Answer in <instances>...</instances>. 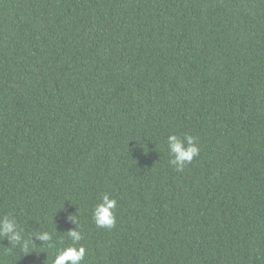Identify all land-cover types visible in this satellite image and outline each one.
<instances>
[{
	"label": "trees",
	"instance_id": "1",
	"mask_svg": "<svg viewBox=\"0 0 264 264\" xmlns=\"http://www.w3.org/2000/svg\"><path fill=\"white\" fill-rule=\"evenodd\" d=\"M4 215L27 249L0 236V264L71 230L80 264H264V0H0Z\"/></svg>",
	"mask_w": 264,
	"mask_h": 264
},
{
	"label": "clouds",
	"instance_id": "2",
	"mask_svg": "<svg viewBox=\"0 0 264 264\" xmlns=\"http://www.w3.org/2000/svg\"><path fill=\"white\" fill-rule=\"evenodd\" d=\"M168 149L172 155L170 163L175 165L178 171H182L183 167L190 163L194 156L198 154V147L193 142V137L185 136L183 140L176 135H169L167 138ZM116 206L114 199H109L108 195L103 196V203L98 204L93 210V219L98 227L111 228L114 225V215L112 209ZM14 219L4 215L0 217V236L5 237L10 243L22 244L27 249V241H25ZM68 236L73 241V245L66 246L59 250L55 255L53 264H80V261L85 255L86 249L84 246H74L83 237L77 230L68 232ZM36 239L41 242H50L52 236L49 232L44 231L35 235Z\"/></svg>",
	"mask_w": 264,
	"mask_h": 264
}]
</instances>
